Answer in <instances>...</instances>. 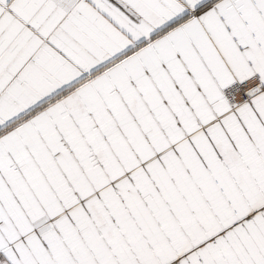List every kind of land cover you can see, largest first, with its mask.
Instances as JSON below:
<instances>
[{
	"label": "snow or ice",
	"instance_id": "snow-or-ice-1",
	"mask_svg": "<svg viewBox=\"0 0 264 264\" xmlns=\"http://www.w3.org/2000/svg\"><path fill=\"white\" fill-rule=\"evenodd\" d=\"M0 264H264V0H0Z\"/></svg>",
	"mask_w": 264,
	"mask_h": 264
}]
</instances>
